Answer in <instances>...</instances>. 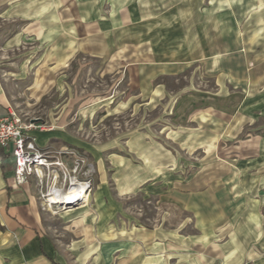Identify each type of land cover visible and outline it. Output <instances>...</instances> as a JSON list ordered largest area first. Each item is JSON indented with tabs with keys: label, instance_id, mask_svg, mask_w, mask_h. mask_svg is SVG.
<instances>
[{
	"label": "crops",
	"instance_id": "0c3cea01",
	"mask_svg": "<svg viewBox=\"0 0 264 264\" xmlns=\"http://www.w3.org/2000/svg\"><path fill=\"white\" fill-rule=\"evenodd\" d=\"M202 1L108 0L107 15L102 7L106 0H0V19L18 20L19 29L7 40V48L28 36L44 44L39 60L33 63L34 96L56 85L63 67L80 52L105 59L107 54L124 52L132 62L135 57L141 62L148 59L146 69L152 73L145 76L158 91L164 83L156 81L158 77L176 76L201 62L220 90L228 84L245 99L234 115L228 109L218 111L215 100L220 93L210 97L209 107L191 110L201 136L180 142L187 147L207 142L206 147L213 149L222 132L233 137L243 131L241 123L236 125L240 118L250 119L255 108L264 112V0H207L206 9ZM150 5L152 10L145 11ZM23 64L15 65V72L2 74L0 69V117L12 107L7 80H21L26 74ZM257 127L248 139L256 140L251 142L257 145L254 160L262 168L264 126ZM49 129L28 132L41 151L52 138L46 132ZM133 169H120L122 190L147 176L148 169ZM32 177L17 184L11 147L0 146V264H66L61 248L44 230L43 203L31 187ZM206 178L201 172L187 192L170 193L193 213L195 231L137 224L102 237L100 229L91 241L76 243L83 245L81 253L72 252L77 260L90 259L91 264H264L262 214L257 208L235 210L228 189H196V183ZM102 215L105 218L103 210Z\"/></svg>",
	"mask_w": 264,
	"mask_h": 264
},
{
	"label": "rangeland",
	"instance_id": "374dc122",
	"mask_svg": "<svg viewBox=\"0 0 264 264\" xmlns=\"http://www.w3.org/2000/svg\"><path fill=\"white\" fill-rule=\"evenodd\" d=\"M201 6L208 8V1L203 0ZM102 7L108 15V0ZM151 10V5L146 6L145 11ZM2 22L0 19L2 74L15 72L13 67L19 63L26 67L21 80H7L11 109L25 120L50 128L46 132L52 138L43 150L49 166L39 173L40 177L34 175L29 181L43 203L44 230L61 248L66 264H91L90 259L77 260L72 251L81 253L84 247L76 243L91 241L100 229L102 237L137 224L177 227L183 233L195 231L193 213L170 193L187 192L194 176L201 172L207 178L196 183V189H228L235 210L257 208L264 218V167L258 168L254 160L257 145L251 142L256 140L248 139L255 126H264V112L255 108L250 119L240 118L236 125L241 123V130L245 128L233 137L222 132L217 151V143L209 149L207 142L197 147L180 142L182 138L201 136L191 110L209 107L210 97L220 93L216 107L218 111L228 109L230 115L245 102L242 94L228 84L221 92L201 62L176 76L158 77L156 81L164 82L158 91L153 80L145 76L152 73L146 69L148 59L141 62L135 57L132 62L124 52L107 54L106 59L80 52L63 67L56 85L34 96L33 63L39 60L44 44L40 46L38 40L28 36L7 48V40L19 25L18 20ZM127 166L129 170L134 168L133 172L148 169L147 176L122 190V177L118 175ZM56 174L63 193L72 188L71 179L88 182L82 186L83 195L65 202L56 197L48 200L44 193ZM99 214L103 216L101 221Z\"/></svg>",
	"mask_w": 264,
	"mask_h": 264
},
{
	"label": "built area",
	"instance_id": "2783aa9c",
	"mask_svg": "<svg viewBox=\"0 0 264 264\" xmlns=\"http://www.w3.org/2000/svg\"><path fill=\"white\" fill-rule=\"evenodd\" d=\"M32 129L47 130L49 127L32 119L25 120L13 109L0 117V146L3 149L11 147L17 184L31 175L40 177L39 173L49 166L48 156L36 146L35 138L28 133Z\"/></svg>",
	"mask_w": 264,
	"mask_h": 264
},
{
	"label": "bare ground",
	"instance_id": "6f19581e",
	"mask_svg": "<svg viewBox=\"0 0 264 264\" xmlns=\"http://www.w3.org/2000/svg\"><path fill=\"white\" fill-rule=\"evenodd\" d=\"M71 180H72V183H71L72 188H70L69 193H63L59 187L58 175L56 174L54 178H52L50 182L48 183L44 195L48 196L49 198L48 200H52L56 197L58 199H61L62 202L82 196L83 194L81 193L82 192L81 189H82V186H84V183L82 184V183H78L77 181H74L73 179ZM74 203H69V204H74Z\"/></svg>",
	"mask_w": 264,
	"mask_h": 264
}]
</instances>
